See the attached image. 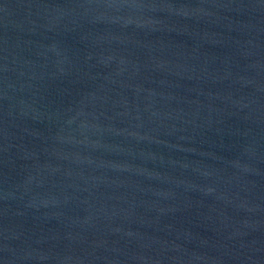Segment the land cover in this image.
Listing matches in <instances>:
<instances>
[{
	"label": "water",
	"instance_id": "water-1",
	"mask_svg": "<svg viewBox=\"0 0 264 264\" xmlns=\"http://www.w3.org/2000/svg\"><path fill=\"white\" fill-rule=\"evenodd\" d=\"M0 264H264V0H0Z\"/></svg>",
	"mask_w": 264,
	"mask_h": 264
}]
</instances>
